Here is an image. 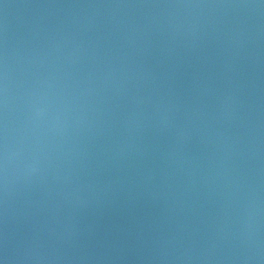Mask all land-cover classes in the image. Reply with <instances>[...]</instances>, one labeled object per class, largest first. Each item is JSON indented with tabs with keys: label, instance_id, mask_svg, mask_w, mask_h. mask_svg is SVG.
Returning <instances> with one entry per match:
<instances>
[{
	"label": "water",
	"instance_id": "water-1",
	"mask_svg": "<svg viewBox=\"0 0 264 264\" xmlns=\"http://www.w3.org/2000/svg\"><path fill=\"white\" fill-rule=\"evenodd\" d=\"M0 169L141 264H264V0H0Z\"/></svg>",
	"mask_w": 264,
	"mask_h": 264
}]
</instances>
